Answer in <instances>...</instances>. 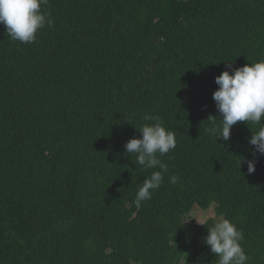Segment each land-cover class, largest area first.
Masks as SVG:
<instances>
[{"label": "trees", "instance_id": "16d2710c", "mask_svg": "<svg viewBox=\"0 0 264 264\" xmlns=\"http://www.w3.org/2000/svg\"><path fill=\"white\" fill-rule=\"evenodd\" d=\"M41 11L54 24L34 43L0 41V264H218L203 241L215 218L185 219L196 204L243 232L246 264H264V155L248 143L260 125L237 122L229 141L206 132L221 119L211 80L264 60V0H48ZM145 114L176 130V147L157 154L168 172L132 217L159 170L124 148L154 123Z\"/></svg>", "mask_w": 264, "mask_h": 264}, {"label": "clouds", "instance_id": "9594fccd", "mask_svg": "<svg viewBox=\"0 0 264 264\" xmlns=\"http://www.w3.org/2000/svg\"><path fill=\"white\" fill-rule=\"evenodd\" d=\"M48 0H0V41H7L13 45L32 44L37 39V31L45 24L51 27L54 21L50 14L41 11L42 5H46ZM9 70L15 64L13 58L10 61L2 62ZM226 69L215 77V82L211 80L208 89L214 90L213 100L220 114L221 119L212 117L211 126L206 127V132L215 137L216 141L222 139L229 141L231 129L237 122H249L260 125L258 131L252 132L248 143L254 146V152L264 155V60L245 64L241 67H233L231 63L226 65ZM219 74V73H217ZM194 109H188L185 116L191 119ZM145 123L138 130L140 138H130L124 145L127 154H135V164H139L144 169H159L151 172L150 176L144 179L139 187L136 198L130 202L132 217L137 216L139 210L136 209L142 201L152 198L153 190L160 187L164 181V173L168 172L167 164L163 163L157 156H163L176 147L175 129L168 124L162 123L159 116L145 114ZM209 120V118H208ZM220 121V127H216V121ZM137 129V128H136ZM241 163L247 164L249 174L255 172V160H248L241 157ZM179 177H170V183L176 184ZM199 207V204L192 207L188 215ZM215 208V207H214ZM187 216V215H186ZM214 224L207 230V235L203 237L204 243L209 246L211 253L217 257L218 264H246V256L241 241L244 239L243 232L227 218L215 213ZM204 222L196 221L200 225ZM195 222V221H193ZM195 222V223H197Z\"/></svg>", "mask_w": 264, "mask_h": 264}, {"label": "rangeland", "instance_id": "374dc122", "mask_svg": "<svg viewBox=\"0 0 264 264\" xmlns=\"http://www.w3.org/2000/svg\"><path fill=\"white\" fill-rule=\"evenodd\" d=\"M215 215L214 206H210L208 208H203L202 210L199 207L194 208V210L185 217L186 220L190 221H198L204 222L207 218ZM198 223V222H197Z\"/></svg>", "mask_w": 264, "mask_h": 264}]
</instances>
